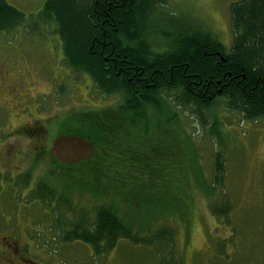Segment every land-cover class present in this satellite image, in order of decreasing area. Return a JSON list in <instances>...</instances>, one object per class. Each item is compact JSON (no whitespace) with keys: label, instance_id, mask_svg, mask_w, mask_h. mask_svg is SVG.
<instances>
[{"label":"trees","instance_id":"obj_1","mask_svg":"<svg viewBox=\"0 0 264 264\" xmlns=\"http://www.w3.org/2000/svg\"><path fill=\"white\" fill-rule=\"evenodd\" d=\"M165 3L47 0L36 22L25 27L30 34L35 29L39 34L54 29L69 69L87 75L103 95L122 99L116 111L76 113L55 126L58 131L53 138L81 137L94 145L95 156L75 166L53 160L63 172L64 188L58 191L46 178L31 198L48 206L61 243H84L97 257L129 241L152 246L157 264L181 263L175 257V231L151 230L157 220L154 216L185 217L183 211L177 214L170 209L178 204L161 196L170 192L172 172L184 171L183 164L164 167L155 158L159 157L155 153H171L170 144L175 146L174 129L169 130L178 121L175 109H185L205 126L208 114L222 99L228 110L247 121L264 118V0H242L230 6L233 39L227 46L208 29L171 33L156 27L152 18ZM25 21L23 12L0 0V33L14 31ZM215 125L216 121L212 137ZM188 157L196 161L195 153ZM168 168L171 174L166 175ZM212 173L209 189L201 186L209 199L216 197L214 191L223 183L221 153L213 157ZM163 176L169 182L166 190ZM73 182L78 193L99 202L93 211L75 209ZM125 197L129 205L133 206L135 197L141 201L137 209L152 211L151 228L136 227L134 221H127V214L122 216L119 203ZM211 210L218 218H228L232 206L213 203ZM163 246L168 249L165 253Z\"/></svg>","mask_w":264,"mask_h":264},{"label":"rangeland","instance_id":"obj_2","mask_svg":"<svg viewBox=\"0 0 264 264\" xmlns=\"http://www.w3.org/2000/svg\"><path fill=\"white\" fill-rule=\"evenodd\" d=\"M6 1L23 12L26 21L14 31L0 33V264H157L152 246L122 241L97 257L84 243H61L48 206L31 199L46 178L60 192L65 186L62 170L49 155L57 138H53L55 126L76 113L116 111L122 99L103 95L87 75L69 69L54 29L41 34L39 29L32 34L25 30L36 22L47 0ZM240 1L166 0L152 21L171 33L208 29L227 46L233 39L229 9ZM174 111L178 121L169 130L174 129L175 146L170 144L171 153H155L159 156L155 158L164 167L183 164L184 171L172 172L170 192L161 196L178 204L170 209L177 214L183 211L185 217L154 216L151 230L175 231V257L180 264H264V118L247 121L228 110L222 99L205 126L185 109ZM188 153H195L196 161ZM216 153L223 155L225 175L214 191L216 197L209 199L201 186L209 189L212 184ZM166 178L162 177L164 190L169 184ZM72 184L75 209L93 211L99 202L78 193L77 184ZM128 197L119 203L122 216L127 214V221H134L136 227L151 228L152 211L137 209L141 201L135 197L129 205ZM213 203L231 205L229 217L215 216ZM68 218H74L73 212ZM161 250L168 251L166 246Z\"/></svg>","mask_w":264,"mask_h":264},{"label":"water","instance_id":"obj_3","mask_svg":"<svg viewBox=\"0 0 264 264\" xmlns=\"http://www.w3.org/2000/svg\"><path fill=\"white\" fill-rule=\"evenodd\" d=\"M50 157L60 165L75 166L95 156L94 145L78 136L56 138L49 151Z\"/></svg>","mask_w":264,"mask_h":264},{"label":"flooded vegetation","instance_id":"obj_4","mask_svg":"<svg viewBox=\"0 0 264 264\" xmlns=\"http://www.w3.org/2000/svg\"><path fill=\"white\" fill-rule=\"evenodd\" d=\"M45 6V5H44ZM31 264H32V262H31ZM54 264V263H53Z\"/></svg>","mask_w":264,"mask_h":264},{"label":"bare ground","instance_id":"obj_5","mask_svg":"<svg viewBox=\"0 0 264 264\" xmlns=\"http://www.w3.org/2000/svg\"><path fill=\"white\" fill-rule=\"evenodd\" d=\"M86 198V197H85Z\"/></svg>","mask_w":264,"mask_h":264}]
</instances>
